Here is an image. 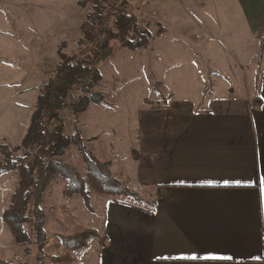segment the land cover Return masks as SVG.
<instances>
[{
  "label": "crops",
  "instance_id": "crops-1",
  "mask_svg": "<svg viewBox=\"0 0 264 264\" xmlns=\"http://www.w3.org/2000/svg\"><path fill=\"white\" fill-rule=\"evenodd\" d=\"M192 3L186 25L175 28L202 45L208 64L247 65L256 96L231 98L223 83L197 102L167 93L168 103L139 107L122 142L134 158L125 179L152 211L109 202L85 264H264V59L257 72L256 39L264 0ZM9 135L0 128V144Z\"/></svg>",
  "mask_w": 264,
  "mask_h": 264
},
{
  "label": "rangeland",
  "instance_id": "rangeland-1",
  "mask_svg": "<svg viewBox=\"0 0 264 264\" xmlns=\"http://www.w3.org/2000/svg\"><path fill=\"white\" fill-rule=\"evenodd\" d=\"M102 1L111 5L122 2ZM192 2L127 0L129 16H137L142 21L140 24L152 34L148 46L130 50L111 41L110 48L98 61L102 79L95 92L101 94L102 101L90 103L80 113H74L73 103L68 104L62 114L67 120V134L78 132L86 148L101 161L110 163L111 174L126 188L129 187L125 175L131 172L130 162H134V158L125 156L122 142L127 140L125 132L135 128L139 107L168 103L171 97L167 93L176 99L197 102L200 93L211 97L215 84L218 87L223 83L226 84L225 93L231 98L241 94L250 95L251 99L256 96L257 83L242 72L247 65L208 64L211 59L202 57V45L191 38L187 42L186 34L179 27L175 28L186 25L185 12L195 6ZM195 9L198 10V6ZM91 12L92 0H0V114H4L0 116V128L10 132V139L3 140L0 147L14 150L20 146L36 98L58 64L59 51L68 56L78 53V41L84 38L87 30L82 29V25L91 22L87 18ZM199 15L200 12H196L195 20ZM106 16L101 23L100 20L93 25V30H87L92 40H98L103 34L102 25L106 30ZM215 51L221 58L228 54L227 49ZM257 53V72H260L264 48L259 45ZM226 61L234 60L228 57ZM236 70L242 73L231 76L230 71ZM13 155L22 156L23 152L18 150ZM57 160L80 174L84 171L74 146ZM16 185L15 175L0 173V259L12 264H37L36 244H17L2 221ZM65 185L64 180L54 176L43 194L41 209L45 214L46 256L59 255L61 250L55 248L59 237L71 236L77 225L99 232L104 224L105 206L112 201L92 196L91 211H88L79 197L70 200L62 197ZM86 250L73 256L77 264H85ZM43 264L52 263L45 260Z\"/></svg>",
  "mask_w": 264,
  "mask_h": 264
},
{
  "label": "trees",
  "instance_id": "trees-1",
  "mask_svg": "<svg viewBox=\"0 0 264 264\" xmlns=\"http://www.w3.org/2000/svg\"><path fill=\"white\" fill-rule=\"evenodd\" d=\"M108 11V25L98 40L89 37V30L99 22ZM84 22V38L78 41V53L68 56L58 53V64L43 84L37 98L29 126L19 147L10 150L0 147V173L16 176L17 185L12 192L9 207L2 217L4 226L17 244L30 246L36 244L37 264L45 260L52 264H77L74 255L88 248L91 239H98V233L77 225L71 236H60L55 248L61 250L56 256H46L44 248L47 236L44 230L45 214L41 209L43 194L54 176L60 177L66 185L62 197H79L85 208L91 211L92 196L106 197L112 201L119 198L131 200L140 209L152 211L150 204L132 194L118 179L111 174L110 163L95 157L85 146L79 133L67 134V123L63 117L68 104H74V113H80L90 103L102 101L101 94L95 92L102 76L98 61L114 41L130 50L146 48L152 34L140 22L137 16H129L127 0L115 5L107 1L92 0V12ZM140 21V22H139ZM161 33V32H159ZM158 33V35H159ZM256 39L264 47V20ZM70 146L79 152L84 171L78 173L58 162ZM22 151V156H14L15 151ZM27 248H25L26 250ZM27 251V250H26ZM0 264H12L0 259Z\"/></svg>",
  "mask_w": 264,
  "mask_h": 264
},
{
  "label": "built area",
  "instance_id": "built-area-1",
  "mask_svg": "<svg viewBox=\"0 0 264 264\" xmlns=\"http://www.w3.org/2000/svg\"><path fill=\"white\" fill-rule=\"evenodd\" d=\"M105 14H108V11H107ZM102 20H103V19H102ZM102 20L100 21V23L102 22ZM100 23H99V24H100ZM100 29H103V30H101V32H104V31H105V27H104V25H102ZM82 255H83V254H82Z\"/></svg>",
  "mask_w": 264,
  "mask_h": 264
},
{
  "label": "snow or ice",
  "instance_id": "snow-or-ice-1",
  "mask_svg": "<svg viewBox=\"0 0 264 264\" xmlns=\"http://www.w3.org/2000/svg\"><path fill=\"white\" fill-rule=\"evenodd\" d=\"M227 183V182H226ZM192 258H195V257H192Z\"/></svg>",
  "mask_w": 264,
  "mask_h": 264
}]
</instances>
